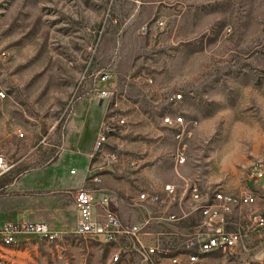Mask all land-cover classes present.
Returning <instances> with one entry per match:
<instances>
[{
    "label": "rangeland",
    "instance_id": "1",
    "mask_svg": "<svg viewBox=\"0 0 264 264\" xmlns=\"http://www.w3.org/2000/svg\"><path fill=\"white\" fill-rule=\"evenodd\" d=\"M3 51L0 153L11 169L0 175L1 202L11 184L57 156L85 99L126 119L93 158L110 166L100 175L123 216L136 215L129 201L143 188L177 182L179 152L184 174L232 192L253 189L252 209L264 212V181L252 177L264 169V0H0ZM105 71L112 95L101 101L96 80ZM177 115L197 122L191 137L163 123ZM111 153L123 163L105 164ZM57 232L6 248L4 264H110L111 250L76 227ZM251 258L264 264V230L263 252ZM236 262L225 252L206 256V264Z\"/></svg>",
    "mask_w": 264,
    "mask_h": 264
},
{
    "label": "built area",
    "instance_id": "2",
    "mask_svg": "<svg viewBox=\"0 0 264 264\" xmlns=\"http://www.w3.org/2000/svg\"><path fill=\"white\" fill-rule=\"evenodd\" d=\"M164 25L159 23V27ZM7 56L5 51L0 52V70ZM112 76L105 71L96 80V91L102 100L112 95L111 89L104 87ZM6 96L0 88V99ZM180 99V93L171 97L173 102ZM163 123L180 126L178 138L191 137L197 124L187 122L181 115L167 116ZM125 124L123 117L106 115L95 140L94 155L104 154L110 136ZM108 162L117 164L123 160L111 153L105 164ZM186 164V156L179 152L177 182L143 188L129 201L136 215L126 217L119 211L121 198L105 187L100 174L93 173L89 178L91 187L74 194L78 213L76 232L107 246L112 252L110 264H132L134 257L139 264H206V256L217 252L230 254L237 264H256L251 256L259 247L254 243L263 244L264 230V212L252 209L257 202L256 193L253 189L232 192L218 184H205L200 178L183 173ZM10 169V161L0 153V175ZM75 172L71 170L72 174ZM252 177L257 184L263 182L264 169L255 167ZM59 235L49 223L26 217L0 222V264H4L2 251L6 248L30 238L53 240Z\"/></svg>",
    "mask_w": 264,
    "mask_h": 264
},
{
    "label": "crops",
    "instance_id": "3",
    "mask_svg": "<svg viewBox=\"0 0 264 264\" xmlns=\"http://www.w3.org/2000/svg\"><path fill=\"white\" fill-rule=\"evenodd\" d=\"M105 116V102L84 99L77 104L59 139L57 156L47 166L16 180L11 184V196L5 202L0 200V222L26 217L47 222L57 231L76 227L78 213L74 194L81 188L91 187L89 178L93 173H102L93 158L95 140ZM108 182L106 178L104 185L110 189ZM15 198L24 200L18 204ZM254 245L263 252L262 242Z\"/></svg>",
    "mask_w": 264,
    "mask_h": 264
}]
</instances>
